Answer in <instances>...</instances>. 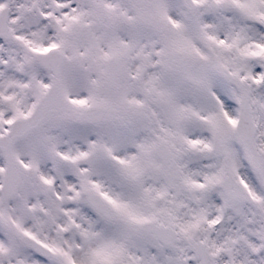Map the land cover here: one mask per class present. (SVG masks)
Here are the masks:
<instances>
[{
	"label": "snow or ice",
	"instance_id": "obj_1",
	"mask_svg": "<svg viewBox=\"0 0 264 264\" xmlns=\"http://www.w3.org/2000/svg\"><path fill=\"white\" fill-rule=\"evenodd\" d=\"M0 264H264V0H0Z\"/></svg>",
	"mask_w": 264,
	"mask_h": 264
}]
</instances>
